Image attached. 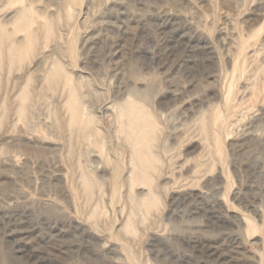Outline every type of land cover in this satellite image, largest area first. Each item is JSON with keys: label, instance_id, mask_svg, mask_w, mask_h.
Here are the masks:
<instances>
[{"label": "rangeland", "instance_id": "rangeland-1", "mask_svg": "<svg viewBox=\"0 0 264 264\" xmlns=\"http://www.w3.org/2000/svg\"><path fill=\"white\" fill-rule=\"evenodd\" d=\"M0 34V264H264V0H0Z\"/></svg>", "mask_w": 264, "mask_h": 264}, {"label": "bare ground", "instance_id": "bare-ground-1", "mask_svg": "<svg viewBox=\"0 0 264 264\" xmlns=\"http://www.w3.org/2000/svg\"><path fill=\"white\" fill-rule=\"evenodd\" d=\"M26 20V16L24 17ZM2 43V36L0 34V48ZM13 45V44H12ZM11 46V45H10ZM12 50V52H11ZM9 51L10 58L15 56V52L17 53V48L15 46L11 47ZM0 56H2V52L0 49ZM74 110H77L76 104H72ZM122 116L127 120V123L131 125V130L127 131V139L132 143L134 148V153L136 156V167H135V177L140 178L145 176L144 179L149 181L147 178L148 168L154 167L155 162L152 160V157L149 155L148 146L145 142L146 134L148 130L144 128V125L150 126L152 121L148 119L146 113L141 109V107L137 106L134 102L129 101L126 103L125 107L121 111ZM77 116L76 114H74ZM150 133V131H149ZM129 134V135H128Z\"/></svg>", "mask_w": 264, "mask_h": 264}]
</instances>
